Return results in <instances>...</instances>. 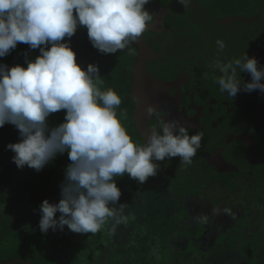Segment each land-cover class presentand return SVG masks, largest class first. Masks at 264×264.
Returning <instances> with one entry per match:
<instances>
[{
  "label": "clouds",
  "instance_id": "1",
  "mask_svg": "<svg viewBox=\"0 0 264 264\" xmlns=\"http://www.w3.org/2000/svg\"><path fill=\"white\" fill-rule=\"evenodd\" d=\"M185 7L189 0H178ZM150 0H0V58L24 43L39 49L27 66L0 64V127L14 125L20 136L6 150L18 169L40 171L57 154L67 151L71 163L60 185L59 203L45 199L39 208V229L96 234L113 221L110 233L134 217L125 214L126 203L115 178L127 174L139 184L157 175L158 161L179 157L191 165L201 147L203 133L189 135L180 119H161L144 143L133 141L117 109L121 96L112 88L101 90L99 66L85 69L65 42L86 26L88 38L102 54H115L136 42L152 22L145 8ZM223 51L225 44L216 41ZM44 47H41V46ZM51 45V47H47ZM214 67L222 74L216 81L221 92L235 97L240 91L264 93V67L245 54ZM248 72L250 82L237 78ZM241 85H243L241 87ZM66 110L65 120L49 128L50 114ZM158 109L147 105L152 116ZM118 205V206H117ZM59 212L61 215L56 218Z\"/></svg>",
  "mask_w": 264,
  "mask_h": 264
},
{
  "label": "flooded vegetation",
  "instance_id": "2",
  "mask_svg": "<svg viewBox=\"0 0 264 264\" xmlns=\"http://www.w3.org/2000/svg\"><path fill=\"white\" fill-rule=\"evenodd\" d=\"M145 8L152 22L136 42L122 50V60L130 63L126 78L132 101L126 126L133 131L132 139L142 144L147 137L137 128V104L131 89L137 79L142 97L163 102L154 105L159 111L171 112L170 120L180 119L189 135L197 130L203 133L202 155L197 152L195 156L205 166L202 184L206 183L207 191L228 194L234 190L242 197L241 190H247L262 196L264 93L240 91L231 97L221 92L216 81L222 74L214 65L247 54L258 60V67H264V0H189L187 7L178 0H150ZM217 40L224 42L223 51ZM237 78L251 81L246 71L238 70ZM167 161L156 163L162 168ZM59 201L58 197L49 202ZM32 218L39 228L40 218L36 214ZM215 227L208 229L205 223V236L218 234Z\"/></svg>",
  "mask_w": 264,
  "mask_h": 264
},
{
  "label": "trees",
  "instance_id": "3",
  "mask_svg": "<svg viewBox=\"0 0 264 264\" xmlns=\"http://www.w3.org/2000/svg\"><path fill=\"white\" fill-rule=\"evenodd\" d=\"M65 42H70L71 48L76 53L77 63L83 69L86 70L89 64L99 66V74L103 79L101 90L112 88L121 96L122 104L117 109V114L119 116L121 110L126 113L125 117L120 118L122 121H126L123 125L129 131L130 128L126 124L130 118L127 113L129 112L128 103H131L132 100L128 78H126V67L130 63L122 60V51L115 54L100 53L92 46L86 26L78 25L75 34L70 40L66 37ZM47 47L50 48L51 45ZM39 55V49H31L27 44L18 43L17 47L11 50L8 55L0 58V64H5L9 68L16 65L26 67L27 61L35 60ZM65 115L66 110L50 114L47 118L49 128L63 123ZM20 139L19 131L14 125L6 123L0 127V222L8 227L11 224L14 227L18 225L28 227L27 223L34 221L33 215L30 213L36 214L37 205L40 207L45 199L48 201L58 197L61 199L60 185L65 182V171L71 163L67 158L66 151L63 154H57L39 172L27 166L18 169L12 161L14 153L11 150H6V145L17 143ZM117 183V187L122 193L120 201L127 204L125 214L134 217L128 223L118 225L113 234L114 242L122 240L119 243V247L122 248L123 242L127 244V240L134 235H142L140 231L144 232L143 228L151 226L153 218L159 214L154 212L156 210L152 207L153 205L143 197V191L138 189L134 180L128 181L119 178ZM232 186L234 187V185ZM212 191H214L211 193L214 195L212 200L203 202L207 214L202 215V242L197 243L198 247L193 246L194 250L202 249V257L189 260V256H191L189 251L183 257L188 262L183 261V264H246V261H249L247 264H264V244L255 239V230L262 231L261 233L264 234V196L247 190H241L242 197L237 193L238 196H236L233 193L234 190H230L231 192L228 194L225 190ZM216 200H220V202L214 203ZM136 211H139L140 214L138 215ZM36 216L41 218L40 213ZM25 220L28 221L25 223ZM205 223L208 229L212 224L214 227L216 226L215 229H218L219 233L211 231L215 236H205L203 233ZM136 228H140V230ZM238 228L241 231L238 232ZM175 243L174 246H177L175 250L176 248L183 250L182 246L184 245L180 244L178 239ZM160 244L159 241H151L149 245L151 255L155 245L161 247ZM95 245L97 247V244ZM201 245L202 247H199ZM96 249L101 250L100 248ZM154 260L159 261L158 259ZM176 264H179V261Z\"/></svg>",
  "mask_w": 264,
  "mask_h": 264
},
{
  "label": "rangeland",
  "instance_id": "4",
  "mask_svg": "<svg viewBox=\"0 0 264 264\" xmlns=\"http://www.w3.org/2000/svg\"><path fill=\"white\" fill-rule=\"evenodd\" d=\"M122 123L125 124L126 121L123 120ZM128 133L132 138V129ZM201 161L198 156H194L192 164L185 165L179 157L168 159L164 167L158 168L157 175L149 177L142 185L127 174L115 178L116 183L119 178L134 180L138 189L143 191V197L151 202L156 210L154 212L160 216L153 218L151 226L143 228L144 232L140 231L142 235H134L127 240V244L123 242L122 248L114 242L112 238L114 235L110 233L113 224L111 220L103 230L94 235L74 233L67 226L63 231L57 229L54 232L49 229L48 233H42L38 226L34 225V221L27 223L28 227L22 225L14 227L13 224L8 227L0 222V264L16 260L33 264H176L177 261L183 264V261L188 262L183 257L189 251L191 253L189 260L201 258L202 249L194 250L193 246L198 247L197 243L202 242V215L207 214L203 202L211 201L214 196L211 194L214 191L207 192L206 183L202 184L205 166ZM215 176L219 177L217 174ZM232 178L235 180L234 177H229L228 180ZM212 180L214 176H211ZM218 202L220 200L214 203ZM36 207L35 212L39 214L40 207L38 205ZM136 212L140 214L139 211ZM60 215L57 212L56 217L59 218ZM27 221L25 220V223ZM213 227L212 224L210 228ZM239 231L241 229L238 228ZM261 232L255 230V239L264 244V234ZM176 239L184 245L183 250L179 248L175 250ZM184 239L186 241H183ZM153 240L159 241L161 247L155 245L151 255L149 245Z\"/></svg>",
  "mask_w": 264,
  "mask_h": 264
},
{
  "label": "water",
  "instance_id": "5",
  "mask_svg": "<svg viewBox=\"0 0 264 264\" xmlns=\"http://www.w3.org/2000/svg\"><path fill=\"white\" fill-rule=\"evenodd\" d=\"M140 62L137 64V68H136V77H138V75L140 74ZM144 70V69H143ZM136 81L137 79L135 80V84L133 85V88L132 91H133V96H134V99H135V102L137 104V110H136V113H137V128L144 134L146 133V136L147 134L151 131L152 127L156 124H158L159 120L161 119H165V120H170L168 118V115L171 114V112H168V111H162V110H158L157 112H155L152 116H148L146 115V113L144 112V108L151 104V105H159L158 103H163L161 101H157V100H154L153 101V98L150 96L149 99L145 98V97H142V92L140 89H137L138 86L136 85ZM158 99H161V96L159 95ZM150 100V101H149ZM139 113H141V117L138 116ZM175 113H178V112H175ZM197 152L199 154L202 155V147L199 148V150H197ZM208 160V158H206ZM16 262H24L26 264H33L32 262H27V261H22V260H16V261H12V262H9L7 264H13V263H16Z\"/></svg>",
  "mask_w": 264,
  "mask_h": 264
},
{
  "label": "crops",
  "instance_id": "6",
  "mask_svg": "<svg viewBox=\"0 0 264 264\" xmlns=\"http://www.w3.org/2000/svg\"><path fill=\"white\" fill-rule=\"evenodd\" d=\"M113 239H114V237H113ZM118 244L117 245H120L119 243H120V241L119 242H117Z\"/></svg>",
  "mask_w": 264,
  "mask_h": 264
}]
</instances>
